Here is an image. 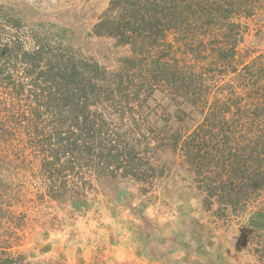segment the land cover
Listing matches in <instances>:
<instances>
[{"label": "trees", "instance_id": "trees-1", "mask_svg": "<svg viewBox=\"0 0 264 264\" xmlns=\"http://www.w3.org/2000/svg\"><path fill=\"white\" fill-rule=\"evenodd\" d=\"M255 18L264 0H114L92 34L129 56L107 71L0 7V264H63L19 248L35 203L80 211L90 175L152 186L165 154L264 252V53L238 48Z\"/></svg>", "mask_w": 264, "mask_h": 264}, {"label": "rangeland", "instance_id": "rangeland-1", "mask_svg": "<svg viewBox=\"0 0 264 264\" xmlns=\"http://www.w3.org/2000/svg\"><path fill=\"white\" fill-rule=\"evenodd\" d=\"M112 1L0 0V7L27 23L65 29L83 58L115 71L128 49L92 34ZM241 23L239 50L263 54L264 21ZM160 158L167 171L152 186L90 175L87 205L80 211L69 198L48 206L37 201L20 250L31 262L63 264H264L260 233L248 215L221 216L204 207L203 192L178 161L169 154Z\"/></svg>", "mask_w": 264, "mask_h": 264}]
</instances>
